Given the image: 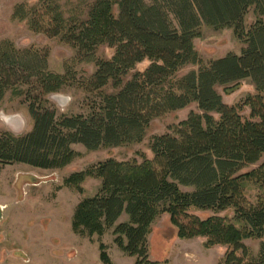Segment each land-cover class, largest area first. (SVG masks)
Here are the masks:
<instances>
[{
	"label": "trees",
	"instance_id": "trees-1",
	"mask_svg": "<svg viewBox=\"0 0 264 264\" xmlns=\"http://www.w3.org/2000/svg\"><path fill=\"white\" fill-rule=\"evenodd\" d=\"M251 9L256 20L247 30ZM15 18L76 49L78 61L95 62L96 72L82 87L97 99L88 115L38 105L61 92L69 74L50 71L47 55L2 42L0 105L16 85L28 87L16 92L28 97L34 126L24 135L0 133V169L15 163L64 168L80 155L74 144L98 150L141 142L153 119L197 103L200 113L191 112L172 134L153 137V159L109 158L66 179L79 192L87 178L101 180L98 192L77 205L73 230L101 237L113 228L115 243L135 264H166L152 259L149 236L154 222L169 214L180 238L228 246L220 264H264V241L257 254L244 243L264 239V199L253 205L243 189L252 181L264 190V162L243 172L264 157V0H40L27 10L20 6ZM203 25L233 28L245 44L242 54L205 64L194 46ZM102 45L115 48L111 59L96 58ZM146 60L144 71L131 74ZM189 65L200 69L178 78ZM246 78L256 93L225 104L217 88L230 93ZM246 107L249 117L242 114ZM192 209L215 214L201 218ZM229 209L233 218L220 215ZM124 214L127 220L120 221ZM99 248L101 261L113 264L107 245Z\"/></svg>",
	"mask_w": 264,
	"mask_h": 264
},
{
	"label": "rangeland",
	"instance_id": "rangeland-1",
	"mask_svg": "<svg viewBox=\"0 0 264 264\" xmlns=\"http://www.w3.org/2000/svg\"><path fill=\"white\" fill-rule=\"evenodd\" d=\"M39 1L0 0V44L10 41L18 51H30L40 57L47 55L50 71L69 74V82L64 89L59 93L49 94L44 98L46 102L38 105L56 109L58 113L88 115L91 102L97 97L96 94H88L82 85L96 72L95 62L78 61L76 49L59 38L32 31L26 20L15 18L20 6L27 10ZM255 20L256 15L251 9L244 22L247 30ZM194 46L206 64L230 53L241 55L245 44L237 38L233 28L216 30L212 26L203 25L202 36L195 39ZM114 54L115 48L102 45L96 52V58L111 59ZM148 65L149 60L138 64L131 74L144 71ZM199 69L200 65H189L178 73V78ZM20 89L27 92L29 88L16 85L6 93L0 105V133L10 131L15 135H24L33 129L30 101L26 94L17 95L16 90ZM217 89L224 103L229 106L241 104L249 95L256 93V85L251 78L242 80L230 93H226L224 87ZM106 91L113 90L107 88ZM36 95L33 92L31 97ZM193 111L201 112L197 103L153 119L141 142L101 147L98 150H88L83 144H74L72 148L80 155L64 168L41 169L15 163L0 169V264H104L100 258L101 242L107 245L113 264H135L136 258L125 254L115 243L113 228L101 237L80 235L73 230L72 220L77 205L84 198L98 192L101 180L87 178L82 183L83 192L67 185L65 181L73 173L86 170L109 158L120 161L136 159L139 162L144 158L153 159V137L172 134ZM242 114L249 117L250 108L246 107ZM214 116L218 118L219 115ZM263 162L264 157L258 164L243 172L255 169ZM243 189L247 201L253 205L264 199V190L255 182L245 181ZM3 205L6 206L4 210L1 208ZM191 213L201 218L215 214L196 209H192ZM220 215L233 218L234 210L229 209ZM127 218V214H124L120 221ZM263 241L264 239H247L244 243L253 254H257ZM205 243L204 237L180 238L169 214L161 215L154 222L149 236L152 259L166 264H220L228 246L215 245L208 248Z\"/></svg>",
	"mask_w": 264,
	"mask_h": 264
},
{
	"label": "bare ground",
	"instance_id": "bare-ground-1",
	"mask_svg": "<svg viewBox=\"0 0 264 264\" xmlns=\"http://www.w3.org/2000/svg\"><path fill=\"white\" fill-rule=\"evenodd\" d=\"M1 208L4 210V209H6V206H5V205H3Z\"/></svg>",
	"mask_w": 264,
	"mask_h": 264
}]
</instances>
